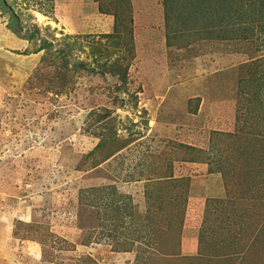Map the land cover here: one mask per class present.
Listing matches in <instances>:
<instances>
[{"label":"rangeland","instance_id":"obj_1","mask_svg":"<svg viewBox=\"0 0 264 264\" xmlns=\"http://www.w3.org/2000/svg\"><path fill=\"white\" fill-rule=\"evenodd\" d=\"M5 1L0 264H264V0Z\"/></svg>","mask_w":264,"mask_h":264},{"label":"trees","instance_id":"obj_2","mask_svg":"<svg viewBox=\"0 0 264 264\" xmlns=\"http://www.w3.org/2000/svg\"><path fill=\"white\" fill-rule=\"evenodd\" d=\"M199 1H204L205 3L206 2H219L220 3V8L222 9V10H224V3H228V5H231V6H233L232 5V1H228V0H215V1H212V0H199ZM0 2H2V6H6V7H2V8H4L5 10L7 9V10H10L11 9V7H9L7 4H5L6 3V1L5 0H2V1H0ZM0 7H1V5H0ZM225 11V10H224ZM15 14V13H14ZM13 14V15H14ZM228 14H226V16H227ZM114 17H115V19H116V26H115V29H116V32L118 33V36L120 37L121 35H122V31H119V22H121L122 23V16L120 15V14H114ZM232 17V16H231ZM15 18H18L17 16H15ZM227 22H230V21H227ZM236 23H239V22H236ZM235 23V24H236ZM7 28L13 33V34H15V35H18V36H20V37H22L23 39H25V40H27L28 42H31L33 39H34V34H31L30 36H22L21 34H20V29H17V28H13L10 24H8L7 23ZM103 36H106V37H113V34H102ZM130 41L131 42H133V38H130ZM126 45L128 44V41L125 43ZM50 47V45H48L47 43H44L42 46H40L37 50H36V53H38V52H41L42 50H47L48 48ZM100 144H103V143H100ZM100 144L98 145V147L100 146ZM264 176H262V178H263ZM261 178V179H262ZM261 183H264V182H261Z\"/></svg>","mask_w":264,"mask_h":264},{"label":"crops","instance_id":"obj_3","mask_svg":"<svg viewBox=\"0 0 264 264\" xmlns=\"http://www.w3.org/2000/svg\"><path fill=\"white\" fill-rule=\"evenodd\" d=\"M6 27H7V26L0 25V29H4V28L6 29ZM8 30H9V29H8ZM192 247H193V251H194V245H193V246H191V248H192Z\"/></svg>","mask_w":264,"mask_h":264},{"label":"bare ground","instance_id":"obj_4","mask_svg":"<svg viewBox=\"0 0 264 264\" xmlns=\"http://www.w3.org/2000/svg\"><path fill=\"white\" fill-rule=\"evenodd\" d=\"M38 15L42 17V15H41V14H38Z\"/></svg>","mask_w":264,"mask_h":264}]
</instances>
